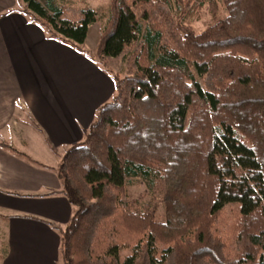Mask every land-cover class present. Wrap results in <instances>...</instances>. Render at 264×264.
Segmentation results:
<instances>
[{
    "label": "trees",
    "instance_id": "trees-1",
    "mask_svg": "<svg viewBox=\"0 0 264 264\" xmlns=\"http://www.w3.org/2000/svg\"><path fill=\"white\" fill-rule=\"evenodd\" d=\"M16 1L80 50L100 20L114 85L56 168L61 264H264V0Z\"/></svg>",
    "mask_w": 264,
    "mask_h": 264
},
{
    "label": "crops",
    "instance_id": "crops-1",
    "mask_svg": "<svg viewBox=\"0 0 264 264\" xmlns=\"http://www.w3.org/2000/svg\"><path fill=\"white\" fill-rule=\"evenodd\" d=\"M66 44L18 11L16 0H0V139L13 137L27 149L28 134H35L42 149L58 150L49 164L15 148L28 159L20 156L0 140V264H61L59 231L73 207L55 192L61 189L56 168L66 149L82 139L92 111L113 91L95 59L88 61ZM61 62L67 64L66 79L75 72L85 76L77 85L67 83L69 93L58 100L48 77L64 78Z\"/></svg>",
    "mask_w": 264,
    "mask_h": 264
},
{
    "label": "rangeland",
    "instance_id": "rangeland-1",
    "mask_svg": "<svg viewBox=\"0 0 264 264\" xmlns=\"http://www.w3.org/2000/svg\"><path fill=\"white\" fill-rule=\"evenodd\" d=\"M37 1L40 2L41 5L46 7V1L45 0H37ZM73 2L75 3L76 6H82L83 4H87V5L95 8L98 12V15L102 14V12H104L106 10V8L109 4V0H73ZM218 6H219V14L224 15L225 9H224V6L220 0L218 1ZM16 7H17L18 11H20V7H22V6H19V3L16 1ZM28 18H30V17L28 16ZM185 22L190 24L192 26V28L195 30V32L198 33L200 31H202L208 24L212 23V18H211L209 11L207 9H203L197 18H193L191 20H186ZM101 24L102 23L100 20H97V21L93 22L92 24H90L88 27L86 39H85L83 45H81V50L76 48V47H74L73 49L76 50L77 52L81 51L85 55V57L88 61L89 60L93 61L95 59L96 67H98V69L102 70V72L106 76H108L110 81L113 83L111 74L106 72L104 70V68L102 67L101 63L99 62V60L95 58V48H96V45L98 42ZM60 43H61V40H60ZM66 45H69V44L67 43ZM70 47H72V46H70ZM61 52H64V50ZM58 59H59V55L56 56V60H58ZM60 65H61L60 71H63L65 73L64 78L61 79L60 81H58L56 74L48 77L49 89H52V87L58 88V93L56 94L58 96L57 99L63 98L67 93H69V91H68L69 88L67 87V83L71 82V83H74V85H77L78 80L82 79L85 76V75L80 74L79 72H77V73L75 72L72 74L71 79H68V78L66 79V75L68 72L66 69L67 64L65 62H61ZM55 71L60 72V71H57V68ZM92 73H94L93 70H92ZM87 78H88V76H87ZM94 80L95 79L93 78V81ZM100 86H102V85H100ZM100 86L97 85L98 88ZM113 94H114V87H113V91H112V93H110L108 99H105V100L108 101L112 97ZM105 95H108V93H105ZM96 111H97V109H94V111H92L93 112L92 113L93 114L92 120L96 114ZM83 130H85V131H83V135H84V133L86 132L87 129H83ZM28 131H31L30 133L35 132L34 129L33 130L28 129ZM36 137L37 136H35V134L34 135L28 134L27 142L29 144V147H27V149L22 147V142L20 140H18V139L14 140L13 137H8V138H10L8 140L7 139H0V140L3 141L5 144L11 143L13 145L14 149L16 148L18 150H21V151H24V152L30 154L31 157H33L35 160H39V158H40V160H42L43 162L46 160L49 162V164L54 163L56 160V157H54L55 152H58V150L54 147L42 149L40 144H39V141L36 139ZM9 146H11V145H9ZM143 192H144V185L143 184H137L131 190V194L134 197L137 196L138 193H143ZM155 208H156L157 212L159 213L158 215L161 217V215H160L161 214V207H160V204L158 202L155 204Z\"/></svg>",
    "mask_w": 264,
    "mask_h": 264
}]
</instances>
